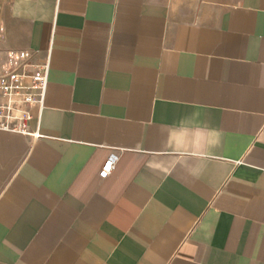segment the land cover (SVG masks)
<instances>
[{
	"label": "crops",
	"instance_id": "0c3cea01",
	"mask_svg": "<svg viewBox=\"0 0 264 264\" xmlns=\"http://www.w3.org/2000/svg\"><path fill=\"white\" fill-rule=\"evenodd\" d=\"M0 49L48 62L0 264H264V0H0Z\"/></svg>",
	"mask_w": 264,
	"mask_h": 264
},
{
	"label": "built area",
	"instance_id": "2783aa9c",
	"mask_svg": "<svg viewBox=\"0 0 264 264\" xmlns=\"http://www.w3.org/2000/svg\"><path fill=\"white\" fill-rule=\"evenodd\" d=\"M48 62L38 61L32 50L0 49V130L38 137L29 128L32 108L41 106L47 83ZM117 155L111 153L99 169L100 178L113 168Z\"/></svg>",
	"mask_w": 264,
	"mask_h": 264
}]
</instances>
